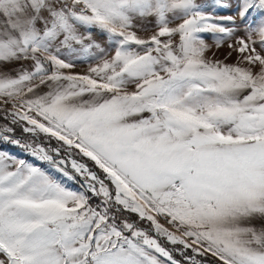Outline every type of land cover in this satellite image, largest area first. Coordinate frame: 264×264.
<instances>
[{"label":"snow or ice","instance_id":"snow-or-ice-1","mask_svg":"<svg viewBox=\"0 0 264 264\" xmlns=\"http://www.w3.org/2000/svg\"><path fill=\"white\" fill-rule=\"evenodd\" d=\"M0 264H264V0H0Z\"/></svg>","mask_w":264,"mask_h":264},{"label":"crops","instance_id":"crops-1","mask_svg":"<svg viewBox=\"0 0 264 264\" xmlns=\"http://www.w3.org/2000/svg\"><path fill=\"white\" fill-rule=\"evenodd\" d=\"M13 151H19L18 149H12Z\"/></svg>","mask_w":264,"mask_h":264}]
</instances>
